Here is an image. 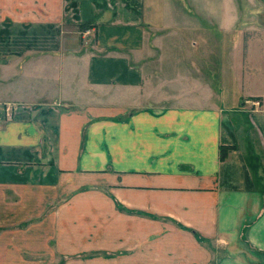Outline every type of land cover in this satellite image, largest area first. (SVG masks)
<instances>
[{
    "label": "crops",
    "instance_id": "obj_1",
    "mask_svg": "<svg viewBox=\"0 0 264 264\" xmlns=\"http://www.w3.org/2000/svg\"><path fill=\"white\" fill-rule=\"evenodd\" d=\"M0 264H264V0H0Z\"/></svg>",
    "mask_w": 264,
    "mask_h": 264
},
{
    "label": "rangeland",
    "instance_id": "obj_2",
    "mask_svg": "<svg viewBox=\"0 0 264 264\" xmlns=\"http://www.w3.org/2000/svg\"><path fill=\"white\" fill-rule=\"evenodd\" d=\"M195 1L197 0H194V2ZM179 2H187V3L189 2L190 3V2H193V0H179ZM68 29H71V27ZM90 29L92 28L84 27V26H76L72 28V31L79 36L77 45H79V48L83 51L92 49L94 45L96 34L94 32L91 33ZM181 29L182 28L176 29L178 30L177 34H180V35L184 34V31H182ZM148 31H149L148 35H150L154 39L145 43L144 48H146L147 52H145L144 58H146L145 59L146 61L148 60L149 62L157 63V66H161L162 64L165 67L168 66L169 68L171 63L172 62L175 63L177 60L178 61L177 66L179 67L178 68L179 70H185V65H192V64H196V65L200 64V66L202 67V60H200L199 58H196L195 52L188 53L184 50L179 49L177 50V52L175 51L173 53L172 48L174 46V43H171V40H170L171 30L169 28L156 29L155 27H153L151 29L148 28ZM157 35L159 39L161 40V42L157 41L156 39L158 38ZM209 61L211 64V68H213L214 70H210V74H208L207 72L203 76L201 74H196L195 79H198V80H201L202 78L209 79L210 84L214 86V83H217V81L221 79L220 72L223 70H216L219 67L218 60L214 58H210ZM223 62L224 61H222L221 63L223 64ZM228 62H229L228 60L225 61V64L226 63L228 64ZM250 99L252 98H249V100ZM250 101H253V100H250Z\"/></svg>",
    "mask_w": 264,
    "mask_h": 264
},
{
    "label": "built area",
    "instance_id": "obj_3",
    "mask_svg": "<svg viewBox=\"0 0 264 264\" xmlns=\"http://www.w3.org/2000/svg\"><path fill=\"white\" fill-rule=\"evenodd\" d=\"M253 105H260V101L259 100H254L253 102ZM2 111H4L5 115L10 117L12 115V112H13V107L11 105H8V104H4L2 106Z\"/></svg>",
    "mask_w": 264,
    "mask_h": 264
},
{
    "label": "trees",
    "instance_id": "obj_4",
    "mask_svg": "<svg viewBox=\"0 0 264 264\" xmlns=\"http://www.w3.org/2000/svg\"><path fill=\"white\" fill-rule=\"evenodd\" d=\"M84 27H89V26H84ZM231 147H225V146H222L221 147V157L224 159L226 158L227 154H228V151Z\"/></svg>",
    "mask_w": 264,
    "mask_h": 264
}]
</instances>
